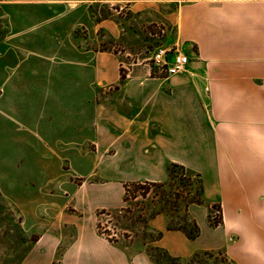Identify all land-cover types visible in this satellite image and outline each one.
Wrapping results in <instances>:
<instances>
[{
    "label": "crops",
    "instance_id": "crops-1",
    "mask_svg": "<svg viewBox=\"0 0 264 264\" xmlns=\"http://www.w3.org/2000/svg\"><path fill=\"white\" fill-rule=\"evenodd\" d=\"M85 2L151 6L166 45L189 55L188 71L167 76L148 62L123 76L126 51L80 47L65 27ZM0 12V157L14 149L17 178L34 181L30 193L40 197L53 176L49 148L92 143L87 160L98 164L70 193L83 213L66 220L72 238L59 254L60 235L41 232L23 264H51L58 254L63 264H129L124 246L97 233L94 213L121 205L126 182L167 180L171 164L201 174L223 223L204 227L209 240L197 246L203 233L194 241L159 215L157 244L180 258L225 248L234 264H264V0H0ZM102 26L122 40L116 22ZM41 35L49 42L31 45Z\"/></svg>",
    "mask_w": 264,
    "mask_h": 264
},
{
    "label": "rangeland",
    "instance_id": "rangeland-1",
    "mask_svg": "<svg viewBox=\"0 0 264 264\" xmlns=\"http://www.w3.org/2000/svg\"><path fill=\"white\" fill-rule=\"evenodd\" d=\"M105 19L116 22L122 40L114 38L102 26ZM157 24L162 22L151 6L135 10L128 3L85 2L71 10L65 27H74L71 38L80 47L126 51L123 56L125 66L121 68L125 76L127 67H144L150 62L152 50L160 44H167L166 31L160 36L152 35ZM6 27L5 16L0 12V52L5 49L2 41L6 37ZM47 39L45 35L36 36L31 45L42 46L49 42ZM18 41L22 42L16 38L15 42ZM17 61L18 55L11 50V65ZM94 149L92 143L73 149L49 148L48 171L55 177L45 181L42 188L47 191L42 197L30 193L34 181L26 180L24 175L17 178L19 173L15 172V167L19 164L20 168L21 163L16 165L14 149L8 159L0 157V264H23L27 252L43 231L60 235V254L72 238L71 228H66L68 216L83 215L69 199L71 191L98 167L97 163L87 160V155ZM68 150L72 151L69 155ZM40 199L45 202L39 203ZM159 215L165 217L168 230L180 228L183 231L181 228H185L194 232L198 229L197 237L203 233L195 245L208 242L204 227L217 229L223 223L221 203L205 194L201 174L180 164L169 166V178L165 181L124 183L121 205L98 208L94 213L97 233L124 246L129 264H234L225 248L199 249L194 252L196 256L192 257L193 253L188 258L169 257L157 244L164 232L153 224ZM139 251H144L146 257L136 262L134 254ZM59 254L51 264H63Z\"/></svg>",
    "mask_w": 264,
    "mask_h": 264
},
{
    "label": "built area",
    "instance_id": "built-area-1",
    "mask_svg": "<svg viewBox=\"0 0 264 264\" xmlns=\"http://www.w3.org/2000/svg\"><path fill=\"white\" fill-rule=\"evenodd\" d=\"M165 30L163 24H157L152 35L160 36ZM149 61L157 73L172 76L188 71L190 57L177 45L160 44L152 50Z\"/></svg>",
    "mask_w": 264,
    "mask_h": 264
},
{
    "label": "trees",
    "instance_id": "trees-1",
    "mask_svg": "<svg viewBox=\"0 0 264 264\" xmlns=\"http://www.w3.org/2000/svg\"><path fill=\"white\" fill-rule=\"evenodd\" d=\"M170 172H171V170H170ZM171 229H173V228H171ZM177 229L180 230V228H177ZM181 229L187 235V237L190 238V239H195L199 235V230L198 229H196L194 232L187 231L185 228H181ZM165 252L167 253V255L169 257H171L173 259H180V257H175V256H172L171 254H169L166 249H165ZM196 255H197V253H194V255L192 257H194Z\"/></svg>",
    "mask_w": 264,
    "mask_h": 264
}]
</instances>
